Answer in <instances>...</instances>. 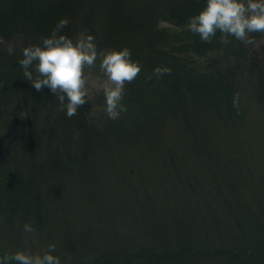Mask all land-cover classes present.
<instances>
[{
  "label": "rangeland",
  "instance_id": "obj_1",
  "mask_svg": "<svg viewBox=\"0 0 264 264\" xmlns=\"http://www.w3.org/2000/svg\"><path fill=\"white\" fill-rule=\"evenodd\" d=\"M71 1L77 7L66 12L68 24L61 29L58 35H65L75 40L78 34L84 32L95 38L94 42L98 50L115 49L117 51L124 48V45L128 46L125 41H129L130 38H126L124 35L120 36L119 33L110 37V33L115 32L112 30L122 28L126 19H128L129 13L139 10L140 4L144 8V4L150 2V0H146V2L144 0H102V7L98 5L93 8L95 12L93 18L89 20L88 17L83 22L82 12L86 4H82L83 0ZM157 1L160 4L156 13L159 15V13L165 12V14L160 18L157 17L159 20L156 23L155 31L176 30L168 20L169 12L173 9L171 4L175 0ZM52 2L55 1L52 0ZM109 4H111L109 9L105 10ZM14 16L10 13L7 17L8 20H18L17 25L11 29L12 34L7 35L0 32V81H4L6 77L10 78V83L16 89L14 94L19 97L23 84L28 83L23 75L24 70L18 63L23 58L22 50L29 45H40L44 36L42 33H40V37L36 33L29 35L28 28L25 25V21L27 25L29 24V19L28 21H22ZM152 17L154 18L155 15L153 14ZM150 19L151 17L145 16V21ZM251 36L255 40V44L247 46L233 38L230 39V44L224 45L220 42V36L219 38L216 37L212 40L211 46L202 48L201 55H196V58L188 60L190 63L187 62L188 70L186 66L185 68L182 65L176 66L179 68L177 73L181 78V81L178 80L181 84L176 83L178 85L177 89L183 90L186 93L185 97H190V90L187 87H190V82L198 76H206L214 71L213 74L215 75L212 76L214 85L220 82V77L228 81L230 85H232L230 78L232 79L234 82L233 92L231 88L229 90L232 92V97L236 93L239 94V106L234 107L233 103L231 104L229 108L230 119L228 121L220 119L215 113L202 112L201 118L199 114L194 117L195 121H202L200 128L198 126L195 128L189 127L188 133L181 134L179 130L183 128L180 126L182 120L174 122L175 119L166 117L163 122L166 124H163L165 125L164 128L147 130L142 133L137 145L133 144V147L132 145L123 146L122 155L118 156L117 160L103 159L95 163L92 169L94 181L92 180L89 183L91 190L85 185L83 186L82 180L81 182L77 180L79 186H76L73 180L66 181L64 190L62 188L58 190L56 186V189H53L51 187L52 183L47 184L45 191L54 198L49 212L50 221L43 227L41 233H26L22 226L16 231H6L2 235L1 231L5 229V224L2 217H0V236L3 238L1 239L3 243L0 242V257H3L5 253L11 255L17 251H30L37 254L45 249L47 245L55 244L56 250L52 255L59 256L62 264H94L95 259L98 258L95 256L97 252H100L99 249L109 242L122 244L126 240L135 239L138 235H141L140 232L147 230H152V233H159L160 241L149 238L137 239L131 241L129 248L141 242L148 247L158 248L156 250L159 252H161L160 247H163L168 253H174L176 256L175 253L182 238L175 232L173 219H177L181 224L183 234L194 232L195 236L191 240V247L197 248L201 252L209 249V253L212 252L213 248L231 249L234 246L230 242L233 235L227 237L228 234H225L222 235L223 237H215L213 234H221L218 233L217 229H213L214 226L207 220L208 218L203 219V214H206L205 205L217 206L222 205L221 203L224 202L222 196L214 191L213 174L208 173V167L205 168V166L215 167V163L219 165L222 163L221 171L227 172V176H225L230 181H234L237 186L241 182L238 173L239 171L243 172L241 175L248 182L245 181L246 187L241 185L237 187V190L243 194L247 206L255 204L251 196L264 198V107L257 102L255 92L257 75L255 76L254 69L250 65L253 54L264 47V34L253 33ZM168 37L175 39L172 34H168L167 40H169ZM141 41L142 37L141 40L138 39L130 46H137ZM130 51L131 57H134L131 49ZM85 72L89 75V94L86 106L92 118L90 123L97 125L100 129L105 128L108 130L112 128L110 131L113 133L118 130L124 131L134 126L135 120L142 122L149 129L152 127V125H149L153 121L149 123L146 120L147 108L152 105H154L153 108L163 107L164 105L169 107V102L172 101L173 104L176 102L175 98L166 94L167 87L170 83H173L170 79L175 76V73L171 71V77L163 75L161 77V81H164L163 85H159L158 82L151 85L150 77H153L154 81L156 76L145 71L147 78H142L139 73L132 83L125 84L122 103L127 111L121 113L118 119L111 120L104 110L105 98L102 85L106 81V77L99 70V60L96 62L95 67L85 69ZM144 86H148L147 92H144ZM156 86L161 89L158 95L154 94ZM17 97L9 101V99L4 98L3 92L0 91V134L5 132L3 120L9 116L8 113L11 112L12 107L17 106ZM199 102L202 106L207 105L204 100ZM143 105L142 109L145 113L141 112V106ZM20 111V108L17 109L18 114L23 113L19 120V125L22 126L25 125L26 113L23 109L21 113ZM168 124L175 126V128L169 127ZM197 129L208 143L205 147H198V145L195 146L192 143L194 138L198 136L200 139L199 145L204 144L197 133ZM21 135L18 139L16 151L14 153L8 152V154L14 155L17 159L15 162L17 169L24 171L26 166L29 165V158L24 157L29 143L25 130L21 132ZM73 137L76 138V134ZM55 149L57 152L67 153L63 146H55ZM1 150L8 151L4 144L1 145ZM170 152L175 153L180 158L179 161H176V173L183 171L189 177L185 184L180 182L176 184L172 180L173 172L166 168L167 157ZM205 153L209 155V159H206ZM9 160V162L4 163L5 166L14 169L12 159ZM227 160L231 161L232 164L226 163ZM214 161L216 162L214 163ZM227 164L228 169L225 170L226 166L224 165ZM229 164L230 168L233 167L232 170H230ZM130 165L134 167L135 171L131 176H128L127 167ZM80 168L78 167V170L82 172ZM0 171L6 173L3 166ZM1 178L2 174L0 175V181ZM128 180L129 183H127ZM128 187L130 191H127ZM130 188L135 189L141 197L147 195L150 199H142L138 210L126 212L123 203L124 199L133 193ZM186 191L193 195L186 194ZM233 199L236 198L233 197ZM133 211L136 214L141 212L143 220L140 218L136 221V217L132 216ZM99 217L103 220L106 219L109 223H101L98 220ZM227 217L229 215L225 216V220ZM194 220H197L195 225ZM205 222H207L209 228L203 229L206 226ZM197 226L200 228H197ZM164 227H167L170 231L168 233L165 230L161 231ZM88 229L91 231L89 237H87L89 235L87 234ZM80 230L86 231L87 235L78 238L77 233ZM228 230L235 233L232 226ZM69 239L73 241L76 247L79 246L76 254L87 256L85 259L75 258L71 259L70 262L66 261L67 255L65 253V256L63 253L65 241ZM92 246L95 247L92 249ZM10 264H17V262L11 261ZM161 264H168V262L164 260Z\"/></svg>",
  "mask_w": 264,
  "mask_h": 264
},
{
  "label": "trees",
  "instance_id": "obj_2",
  "mask_svg": "<svg viewBox=\"0 0 264 264\" xmlns=\"http://www.w3.org/2000/svg\"><path fill=\"white\" fill-rule=\"evenodd\" d=\"M54 1L0 0V32L7 35L12 34L11 29L17 25L18 20H8L7 17L11 13L15 15V18L17 16L19 20L28 21L29 19L28 25L25 21L29 35L36 33L39 36L42 33L44 37L50 36L56 29L59 21L62 19L67 20L66 12L77 7L70 0ZM82 4H86L82 12V16L84 17L82 20L84 22L88 17L90 18L89 20L93 18L95 14L93 8L98 5L102 7V0H83ZM159 4L157 0H150L149 3H145L144 8L140 4L139 10L129 13L128 19H126L125 25L122 28L112 30L115 32L110 33V37L119 33L120 36L124 35L126 38H130L129 41H125L128 43V46H124L132 50V55H134L132 59L139 61L142 65L140 72L142 78L146 77L145 71L154 75L156 67L170 68L175 73V76L170 79L173 83H170L167 87L166 94L175 98L176 102L175 104L172 101L171 103L169 102V107L164 105L163 107L157 106L158 108H153L154 105H150L151 107L147 108L148 113L145 114L146 120L149 123L153 121L150 123L149 126L152 125V127L149 129L138 120H135L134 126L124 131L118 130L113 133L110 131L112 128L108 130L105 128L100 129L97 125L90 123L92 118L88 113L86 104L78 110L75 116L69 119L66 117L64 111L59 110L58 101L54 95L50 94L47 88L41 92H37L28 81L26 85L23 84V89L19 97H17L14 94L16 93V89L10 83V78L6 77L4 81H0V91L3 92L5 99H9L10 101L12 98H18L17 106L12 107L11 112L8 113L9 116L3 120L5 132L0 134V169L3 166L6 172L0 171V175L2 174V180L0 181V217H2V221L5 224V229L1 231L2 235L6 231L20 229L26 223L33 225L34 232L41 233L43 227L50 221V207L54 202L51 194L45 191L47 184L52 183L51 187L53 189L57 188L59 190L62 188L64 190L66 181L73 180V183L79 186L77 180L79 182L82 180L83 186L85 185L89 188V183L92 180L94 181L92 169L95 163L103 159L117 160L118 156L122 155L123 146L132 145L133 147V144L137 145L142 133L147 130L164 128L163 126L166 124L163 122L166 117L175 119L174 122L182 120L180 126L183 128L179 130L181 134L188 133L189 127L195 128L198 126L200 128L202 121H195L194 117L199 114L201 118L202 112L215 113L224 121L230 119L229 108L233 103L232 92L234 87V82L230 77L232 85L222 77H220V82L214 85L212 81V76L214 77L215 75L213 74L214 71L206 76H198L190 82V87H187L190 90V97H185L186 93L183 90L177 89L178 85L176 83L181 84L179 82L181 78L177 73L179 72V68L176 66L182 65L184 68L186 66L188 70L187 65L190 64L188 60L196 58V55H201L202 48L211 46V43L202 42L198 35H194L186 30L188 18L199 13L205 5V0H175L171 4L173 9L169 12L168 20L176 30L168 31L165 29L156 32V23L165 14V12L159 13V15L156 13ZM110 5H107L105 10H108ZM86 8L88 9L86 10ZM153 14L155 15L154 18L152 17ZM145 16H149L151 19L145 21ZM154 20H156L155 23H153ZM86 22L88 21L86 20ZM168 34L175 36V39L168 37L169 40H167ZM219 36L220 34L217 33L216 37L219 38ZM141 37L142 41L137 46H130V44L138 41V39L141 40ZM250 65L254 69L255 76L257 75L256 99L259 105L264 107V47L259 52L253 54L250 59ZM171 75L172 73L169 77ZM165 76H168V74H165ZM149 80L151 85H155L156 82L159 85L164 84V81H161V77L157 78L156 76L154 81L153 77H150ZM230 88L232 92L229 90ZM147 89L148 86L143 87L144 92H147ZM155 90L154 94L158 95L161 89H158L156 86ZM156 95L152 96L155 97ZM202 100L206 101L207 105L202 106L199 102ZM18 107L21 109L20 113L22 109L26 113L25 125L22 126L19 125V120L23 113L18 114ZM142 107L144 105L141 106V112L145 113ZM168 126L171 127L172 125L168 124ZM172 127L175 128V126ZM23 130L26 131L28 137L29 145L24 157L29 158V165L26 166L24 171H20L15 164L17 159L14 155H9L8 152L14 153L16 151L18 139L22 136L21 132ZM198 130L197 133L204 144L199 145L200 139L198 136L194 138L192 143L195 146L198 145V147H205L208 143ZM74 134H76V138L73 137ZM2 144L6 145L8 151L1 150ZM55 146L65 147L67 153L57 152ZM205 157L209 159L207 153H205ZM178 158L175 153L170 152L167 157L166 168L173 172L174 176L172 180L176 184L177 182L185 184L189 179L187 173L183 171H179L178 174L176 173V161L180 160ZM9 159H12L14 169L10 166L9 168L5 166L4 163L6 161L9 162ZM227 162L232 164L229 160ZM221 165L222 163L220 165L215 163V167L211 165L205 166V168L208 167V173L213 174L214 191L222 196L224 202L221 203L222 205L217 206H213L212 204L205 205L206 214H203V219L208 218L207 220L214 226L213 229H217L218 233L221 234H213L215 237L225 234H228L227 237L233 235L230 242L234 246L231 249L224 247L214 249L211 247L213 249L209 253V249L201 252V250L191 247L190 243L195 236L194 232L183 234L181 232V224L177 219H173L175 232L182 238V241L178 244L176 256L174 253H168L163 247H160L161 252H159L156 250L158 248L148 247L141 242L129 248L131 241L137 239L149 238L160 241L159 233H152V230H147L140 232L141 235H138L135 239L126 240L122 244L109 242L101 248L103 250L99 249L100 252H97L95 256L98 258L95 259L96 262L94 264H161L164 260L168 264H264V198L251 196L255 204L247 206V203L243 199V194L237 190L238 186L244 185L246 187V179L241 175L243 172L239 171L238 173L240 174L239 180L241 182L237 186L234 181H230L226 177L227 172L221 171ZM224 166H226L224 169L227 170L228 164ZM78 167H81L80 170L82 172L78 170ZM232 169L233 167L230 168V170ZM134 171L133 166L127 167L128 176H131ZM127 183H129V180ZM229 186L230 188L228 189ZM130 189L133 193H131V196L126 197L123 203V208L126 212L138 210L142 199H150L147 195L141 197L135 189ZM176 189L178 190V188ZM127 191H130L129 187ZM185 193L193 195L187 191ZM233 197L236 199H233ZM133 215L136 217V221L140 220V218L142 219L141 212L136 214L133 211ZM226 215H229V217L225 220ZM98 220L103 224L109 223L106 219L103 220L100 217ZM196 222L197 220H194V225ZM205 225L203 229L209 228L207 222H205ZM230 226H232L235 233L228 230ZM150 228L152 229L151 226ZM197 228L200 227L197 226ZM82 230L77 233L78 238L87 234H89L87 237L91 235L89 229L90 232L88 231L87 234L85 233L86 231L83 232ZM164 230L167 233L170 231L167 227H164L161 231ZM1 239H3L2 236H0V242L3 243ZM78 247V245L76 247L73 244L72 240H66L63 254L70 255L71 259H85L87 256L84 257L83 255L76 254ZM94 247L92 246V249Z\"/></svg>",
  "mask_w": 264,
  "mask_h": 264
},
{
  "label": "clouds",
  "instance_id": "obj_3",
  "mask_svg": "<svg viewBox=\"0 0 264 264\" xmlns=\"http://www.w3.org/2000/svg\"><path fill=\"white\" fill-rule=\"evenodd\" d=\"M68 21L62 19L50 37H43L40 45H29L22 50L23 58L18 61L23 75L35 91L47 88L58 101L59 110L72 118L88 103L89 75L85 69L96 66L106 77L103 83L105 112L109 119L116 120L127 109L122 103L126 83H132L142 70L139 61H134L127 47L98 50L95 38L81 32L75 40L58 33ZM186 30L198 35L204 43H211L220 34V42L230 44V38L245 46L255 44L251 34H264V0H205V5L188 18ZM32 69V70H30ZM35 73V77H34ZM171 74L170 68L156 67L157 78ZM233 106H239V94L233 96ZM26 233L35 231L32 224L23 226ZM55 244H49L40 253L17 251L0 257V264H62L55 252ZM71 261V256L66 257Z\"/></svg>",
  "mask_w": 264,
  "mask_h": 264
}]
</instances>
